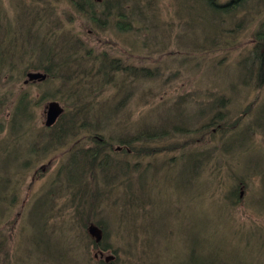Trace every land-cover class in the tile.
Here are the masks:
<instances>
[{
	"label": "rangeland",
	"instance_id": "374dc122",
	"mask_svg": "<svg viewBox=\"0 0 264 264\" xmlns=\"http://www.w3.org/2000/svg\"><path fill=\"white\" fill-rule=\"evenodd\" d=\"M155 1L158 23L156 18L152 22L149 19L139 22L140 18L132 17L131 24L125 20V28L129 27V30L123 32L116 29L113 18L105 21V27L97 29L83 14L73 12L66 0H39L44 7L51 5L55 9L60 28L69 31L64 38L73 41L74 37V41L79 43L81 48H73V55L91 50L94 55L105 54L114 65L124 69L117 73L116 80L129 85L126 90L105 85L103 78L97 80L102 94L97 92L99 97H91V101L103 103V111L111 114L106 131L96 139L102 137L115 148L120 146L118 137L121 134V138L127 135L131 138L136 136V131L149 130L159 135L146 142H135V156L130 154L132 157H126L123 151L115 155V161L109 163L114 165V168H109L111 173L105 175L98 172L95 182L91 173L86 176L90 187L95 185L97 189H106L104 202L115 204L120 201L119 206L114 207L119 212L126 207L127 193L122 184L138 178L139 172L146 168L147 175L141 180L147 186L145 191H149L150 196L146 198L152 201L149 208L140 211L148 213V216L142 222L139 217L135 221L134 216L132 221L123 220V227L119 230L122 238L118 236L114 220L110 226L112 232L105 239L110 247L106 256L119 254L118 260L125 262L128 257L122 253L126 249L139 257L128 258L134 263L141 259L146 264H264V86L255 88L258 85L255 66L244 79L237 75L238 62L247 59L253 44L256 22H250L246 14L248 11H240L231 26L234 31L222 35L216 40L217 45L209 47L216 50L199 52L201 49H196L198 38L204 40L206 32H195L197 26L190 25L191 20L187 18L199 15L200 7H187L186 0ZM227 1L218 0L222 4ZM22 3L30 6L31 0H22ZM145 4L142 3L141 7ZM130 8L126 7V10ZM0 9L9 15L8 21H0V37L11 35L18 23L25 24L27 18L20 0H0ZM205 16L211 14L206 13ZM222 18L228 22V16ZM253 62L258 64L256 60ZM80 64L82 68L74 66L77 74H80V69L81 73L84 72L87 66L85 62ZM100 66L108 68L103 62ZM131 78L134 80L130 81ZM81 79L76 81L77 84L71 82V90L75 91V95L79 92L78 98L87 94L90 83L88 78ZM30 81L34 83L28 84ZM42 81L28 80L25 76H21L19 82L14 77L10 80L17 86L14 91H26L30 94L27 98L32 100V124L26 122L19 132L22 134L30 127L27 136L16 134L9 126L11 110L19 95L14 94L6 105L7 111L0 115L3 125L0 162L3 160L2 140L5 139L11 148L14 138L19 141L14 152L9 149L11 154L6 173H0V177L10 178L9 183L0 184V188L9 189L7 195L3 194L8 196L6 201L0 203V264H96L95 249L86 229L82 230L74 223L78 219L73 200L62 196L51 201L53 208H49V200H46L47 191L55 179L60 180L56 174L58 169L61 164L69 163L75 151L70 149L80 147L79 151L93 152L95 143L87 127L78 125L67 129L76 134L67 135L65 144L43 150L46 139L56 137L52 132L62 129L60 125L48 129L43 127L47 104L58 102L65 115L73 106L70 98L63 93H56V99L41 101L40 94L46 89V83ZM54 85L61 91L59 82ZM207 91H212L214 96L209 97ZM210 99H221L224 103H219L218 108L206 115L208 108L200 111V107ZM176 105L178 108H174ZM115 108L117 111L113 112ZM247 108L250 113L235 133L241 134V129L253 121L256 131L248 144L229 141L227 148H234V151L222 152L221 137L214 130L215 136L206 133L208 129L200 132L207 117L220 111L222 116H226L225 122L229 123ZM96 109L102 110L100 107ZM90 119L93 120V117ZM37 133L42 136L38 137ZM196 150L210 156L203 161L195 160L191 165L194 159L189 153ZM188 157L192 160H187ZM124 162L130 166L129 176L125 175ZM2 163L0 166L5 164ZM87 168L90 170V167ZM247 169H250L248 173ZM72 171L74 192L82 191L83 187L78 186L79 169L75 167ZM102 175L107 180L100 179ZM136 183L134 181L130 186L136 187ZM236 184L237 194L230 196ZM104 202L101 197L92 199L89 203H96V206L92 204L83 211L92 218L101 212L107 215L109 209ZM79 204L76 199L74 205ZM39 207L40 210H37ZM50 209H54L56 214L46 221V211ZM40 214L42 218H39ZM44 221L47 230L43 229ZM129 224V231L132 236L137 235L138 242L129 241ZM135 245L138 246V254L134 252ZM191 249H195L194 257L189 254Z\"/></svg>",
	"mask_w": 264,
	"mask_h": 264
},
{
	"label": "trees",
	"instance_id": "16d2710c",
	"mask_svg": "<svg viewBox=\"0 0 264 264\" xmlns=\"http://www.w3.org/2000/svg\"><path fill=\"white\" fill-rule=\"evenodd\" d=\"M20 1L22 9L24 11V15L27 18L25 24L18 23V25L14 27L13 33L11 35H5V37L3 35L0 37V115L7 111L8 106L6 105H8L9 100L14 96V94L19 95L15 106L11 110L12 114L9 120V126L13 129V132H15L16 134L27 136V134L30 133L29 130L25 131L22 134H20L19 132L23 130L22 128L27 124L26 122L32 124L33 114L30 112V108L31 106H33L31 104L32 100L31 97L27 98V96H30L28 92L18 90L19 92L17 93L16 91H14L16 90L17 86L10 83V80L13 77L14 80L18 82L21 76H25V78H27L28 80H44L45 82H42L46 83V89L44 93L40 94L41 101H48L49 99L53 98L56 99V93H59L61 95L63 93L65 96L70 98L73 108L70 111H67L68 113H66V115L62 114L57 120V122L53 125H60L62 129L57 132H52L56 137L54 139L47 138L45 141L46 146L43 147V150L45 148L48 149L50 146L53 147L56 145L60 146L62 144H65V138L67 135L74 136L76 134V132L67 129H69L70 127H76L78 125L87 127V130H89L90 133V137L95 143V147H93V152L91 150L79 151L78 148L80 147H74L70 149H74L75 151L71 155L69 163L61 164V167L58 169L56 174L60 180L55 179L54 183L47 191L46 200H49V208H53V206L51 205V201L60 199L62 198V196H67L69 198V201L73 200V208L75 209L76 217L78 219V221L74 223H76V225L80 229H86V234L88 236L89 227L92 224L97 226L99 232L101 233V241H93L94 239L92 240L89 236L90 240L92 241L91 244L93 245L95 252H98L99 250L104 252L108 251L110 247L106 245L105 239L109 237V233L112 232L110 226L111 223L114 222V220L118 236L122 238L119 230L120 227H123V225H121L123 220L128 219L129 221H132L131 218L132 216H134L135 221L136 217H139V220H141L142 222L148 216V213L140 211L143 208H149L151 205L150 202L152 201V199L146 198L147 196H150L148 194L149 191H145L147 190V186L144 181L141 180V177L147 175L146 168L143 169V171H136V173L140 171L138 178L127 180L125 184H122V187L126 189L127 193L125 202L126 207H124V209L120 210L119 212H117V209L115 210L114 207H118L120 201H117L115 204L104 202V195H106L107 192L106 189H97L95 188V185L93 187H90V181H88L89 179L86 178V176L91 173L93 181L95 182L97 177H99L98 172L105 175L111 173V171H109V168H114V165H109V163H111L112 160L115 161V158H113L115 155L123 151L125 152L124 155L126 157H129L130 154H132V156H135L137 155V150L133 146L135 142H138L140 140L146 142V140L148 141L150 139H155V137L159 135H157L156 132H150L149 130H143L138 133L136 131V136L132 135L131 138H129L128 135L125 138H121V135L123 136V134H121L120 137H118V143L120 146H122L123 149L119 152L114 150V147L110 144V141L105 140L102 137L96 139L99 134H102L104 131H106L105 127L108 126L107 120L111 114H107L103 111V103H95L94 101H91V97H93L94 99H97V97H99V95H97V92L98 94H102L101 86L99 87V85L96 84L97 80L99 79V77L101 79L103 78L102 81H104L103 83L105 85L113 86L116 89L126 90L127 88H129V85L125 86V82L122 83L119 80H116L117 73L124 71L123 67L114 65L113 61L108 59L105 54H102L101 56L94 55L92 54L91 50L87 49L85 50V52L82 50L81 52H77L76 55H73L75 52H72V50L73 48L80 47L78 45L79 43H76L74 41V37L73 41H67L64 38V36L69 31L62 30L60 28L59 19L56 17L57 13H55V9H53L50 3H48L50 7L46 8L44 7V5L39 3V0H31L30 6H27L22 3V0ZM46 1L48 2L50 0ZM66 1L71 6L73 12L83 14V16L87 18V20H90L92 24L97 27V29L105 27V21H108L109 18H113L112 20L115 21L114 24L116 29L123 32L126 29L125 24H127V22L131 24L132 17H136L137 19L140 18L141 20H139V22L144 21V19H149L152 22V20H154L155 18L156 23H158L159 21L158 15L155 13L156 9L154 8L156 2L155 0H144V2L143 0ZM54 3H56V1H54ZM130 3L133 6H131ZM142 3L145 4L144 7H141ZM186 5L187 7L190 5V8L200 7L199 15L194 18H187L191 20L189 23L190 25L194 24L197 26L194 29L195 32H199L200 30L206 32L205 34H203L204 40L198 38L196 49H201L199 50V52H202V50H204L205 52L207 50L214 52L216 49L209 47L211 45H217L216 40L221 38L222 35L234 31L231 26L234 24V19H237V13H239L240 11L246 13L248 11V13L246 14L247 17H250V22H256V32L254 33L253 40L251 41L253 44L250 47L247 59L242 62H238L237 75L239 76L240 74V79L242 80L247 77L248 71L250 69H254V66L257 67L255 77L258 85L255 88H262V86H264V0H229L223 4L219 3L218 0H186ZM129 6L131 8L129 10H126V7ZM206 13H210L211 16H205ZM222 16H228V22L225 21ZM220 18H222L223 20L221 19L219 21ZM2 20L8 21L9 15L5 14L4 11L2 12V10L0 9V21ZM134 22L136 21H133V23ZM218 28H220V31H218ZM126 30H129V27ZM205 45H207L208 47L205 48ZM78 55L80 56L75 57ZM255 60L258 62V64L256 65H254L255 63L253 62ZM80 62H85L87 66L84 72L81 73L82 69H80L78 71V73L80 74H77V70L74 66L82 68ZM102 62L108 65V68H101L100 64ZM250 66H252V68H249ZM14 73H16V76L14 75ZM29 75L33 76L34 78L30 79ZM80 77L82 79L88 78L90 83L87 87L88 89L86 90L87 94H84L81 98H78L79 92L77 95H75V91L73 92L71 90V82L77 84L76 81ZM133 80L134 79L131 78L130 81ZM58 82L61 85V91L57 90V87L55 88L54 84H58ZM33 83V81L28 82V84L31 85ZM98 88L100 90L96 91ZM214 92L217 94L216 91ZM207 94H209V97L214 96V93H212V91H207ZM220 97L223 96H219V98ZM222 102L223 100L221 101V99H216L214 101L210 99L208 103L205 102L207 106L203 105L202 103L200 111L203 110L204 107H207L208 110H205V113L206 115H209L211 112H213L216 108L219 107V103L220 105L224 103ZM97 107H100L102 110H97ZM174 108H178V106L176 105ZM112 111L116 112L117 108L112 109ZM249 113V108L241 110V113L232 122L227 123L225 122L226 116H222L223 113L221 114L219 111L217 112V114L207 117L204 125L200 127V132H202L203 129H208L210 132L205 131L206 133H209L212 136L218 134V136H220V139L222 140V145L220 148L222 152L232 150L234 151V148H231L230 150L227 148L229 141L230 143H236L235 141H237L239 144H248L251 140V135L255 134L256 124H253V121L249 125H246L244 128L241 129V134L235 133V131L241 125L244 117L248 116ZM92 117L93 120L90 119ZM161 121L165 125V119L163 120L162 118ZM210 127L211 129H209ZM2 128L3 125L0 123V132ZM213 130L216 132V134H214ZM37 135L38 137L42 136L41 133H37ZM2 141H4L2 142V144L4 143V148L1 149V151H3V163H0L4 164L5 162V167L4 165L0 166V173L5 174L7 171L6 164L8 163L11 154L9 149H12L14 152V148L15 146L19 145V141L17 140V138H14V146L12 148L7 146V144L5 143V139H3ZM111 150L113 154L111 153ZM81 151H84L85 153ZM145 152H148V150L145 149ZM138 154L140 155V151ZM189 154H191V157H193L194 159L192 160L189 157L187 158V160L190 159L193 161L191 165L195 162V160L203 161L210 156H208V154H202L201 151L197 150L191 151V153ZM125 166V175L129 176L131 174V171L128 170V167L130 166H128V163H125ZM75 167L79 169L78 181H80V185L78 186L83 187L82 191L77 190L76 192H74L75 186L73 185L74 177L72 174V170ZM87 167H90V170ZM191 167L192 166H190V168ZM5 168L6 170H4ZM249 170L250 169H247L246 172L248 173ZM132 173L135 174V172ZM100 179L107 180L103 178V175ZM134 181L137 182L136 187L134 186L135 188L130 186L131 183ZM7 182H10V178L6 179L3 176L0 177V184H4ZM238 184L240 185L241 183L239 182ZM6 191H9V189L6 187L0 188V203L6 201V198L8 196H3V194L7 195ZM234 194H237V184L236 187L232 189L230 196ZM100 197L103 199V202L109 210H107V215L105 214L106 212H101L98 214V216L93 217V219L92 215L85 214L83 209H89L92 204L93 206H96V203L90 204L89 202H91L92 199L94 201L99 199ZM76 199L80 202L79 205H74V201ZM98 205L99 204H97V206ZM36 209L39 210V208ZM51 211H46V213L48 214L45 219L46 221H48L47 218L49 219L50 217L56 214L54 209H52ZM39 218H42V214L39 215ZM93 222H95L96 224ZM33 225L34 227H36L35 223H33ZM131 226L133 225L131 224ZM127 228L129 241L138 242L139 240L137 235L132 236L129 231L130 224L127 226ZM43 229L47 230V228H45V221L43 222ZM83 236H85L84 233ZM133 249L134 252L138 254V246L135 245ZM194 250L195 249H191L189 251L191 257H194L193 255L196 253ZM122 254L127 255L128 258H133V256L137 257L135 255H132L130 250L127 251L126 249ZM141 254L146 253L142 252ZM118 255L119 254H116L115 259L107 263L103 261H97L96 259H94V261L96 264H146V262L143 263L141 259H138L137 263L131 262L128 258L125 262L123 260L120 261L118 260Z\"/></svg>",
	"mask_w": 264,
	"mask_h": 264
},
{
	"label": "water",
	"instance_id": "95a60500",
	"mask_svg": "<svg viewBox=\"0 0 264 264\" xmlns=\"http://www.w3.org/2000/svg\"><path fill=\"white\" fill-rule=\"evenodd\" d=\"M29 78L33 79L34 77L29 75ZM62 113H63V108L60 106L58 102L56 101L49 102L46 108L45 126L47 127L52 126ZM88 231L91 232V235L96 238V242L100 241L101 233L96 227L93 226ZM112 258L113 257H107L105 260L108 261Z\"/></svg>",
	"mask_w": 264,
	"mask_h": 264
},
{
	"label": "flooded vegetation",
	"instance_id": "af4514ba",
	"mask_svg": "<svg viewBox=\"0 0 264 264\" xmlns=\"http://www.w3.org/2000/svg\"><path fill=\"white\" fill-rule=\"evenodd\" d=\"M27 130H31V128H29V127H27L26 128ZM120 151H122V150H120ZM13 198L14 197H12V200H13ZM40 199H41V197H40ZM12 200L10 201V202H12ZM39 210H40V207H39ZM90 234H91V232H90ZM93 241H95V238H94V240ZM101 241V240H100ZM107 252V251H106ZM106 252H104V251H101V250H99L98 252H95V254H94V258L96 259H98V261H103V262H106L105 261V253ZM103 259V260H102ZM107 263V262H106Z\"/></svg>",
	"mask_w": 264,
	"mask_h": 264
}]
</instances>
